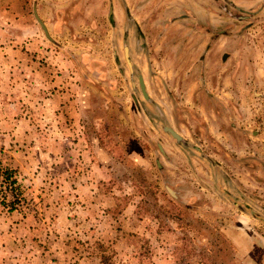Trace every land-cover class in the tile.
<instances>
[{
  "label": "rangeland",
  "instance_id": "1",
  "mask_svg": "<svg viewBox=\"0 0 264 264\" xmlns=\"http://www.w3.org/2000/svg\"><path fill=\"white\" fill-rule=\"evenodd\" d=\"M1 71L0 264H264V0H5Z\"/></svg>",
  "mask_w": 264,
  "mask_h": 264
},
{
  "label": "crops",
  "instance_id": "2",
  "mask_svg": "<svg viewBox=\"0 0 264 264\" xmlns=\"http://www.w3.org/2000/svg\"><path fill=\"white\" fill-rule=\"evenodd\" d=\"M0 65L2 66V74L5 69V0H0ZM0 123L3 125L2 131L0 133V139L5 140V120L2 118ZM0 166L5 168H14L4 160H0ZM18 187H20L19 180H16Z\"/></svg>",
  "mask_w": 264,
  "mask_h": 264
},
{
  "label": "trees",
  "instance_id": "3",
  "mask_svg": "<svg viewBox=\"0 0 264 264\" xmlns=\"http://www.w3.org/2000/svg\"><path fill=\"white\" fill-rule=\"evenodd\" d=\"M14 172H15L14 169H11L8 167L3 168L0 166V178L4 181L9 182L13 191H15L17 189V183H16V179L14 176ZM11 204H12V202H11ZM9 208H11V206Z\"/></svg>",
  "mask_w": 264,
  "mask_h": 264
},
{
  "label": "water",
  "instance_id": "4",
  "mask_svg": "<svg viewBox=\"0 0 264 264\" xmlns=\"http://www.w3.org/2000/svg\"><path fill=\"white\" fill-rule=\"evenodd\" d=\"M34 16H35L36 20L38 21V23L40 24L41 28L43 29L45 35L47 37H49L47 32H46V29H45L43 23L38 19L37 15L35 13H34ZM138 82H139V86H140V89H141L142 93L145 95V92H144V89H143V83H142V80H141V76H138ZM163 129L165 131H167L169 134H171L176 140H180V136L177 135V133H175L171 128L165 126Z\"/></svg>",
  "mask_w": 264,
  "mask_h": 264
},
{
  "label": "built area",
  "instance_id": "5",
  "mask_svg": "<svg viewBox=\"0 0 264 264\" xmlns=\"http://www.w3.org/2000/svg\"><path fill=\"white\" fill-rule=\"evenodd\" d=\"M0 184H1V188L2 189H7V190L11 189V186H10L9 182L4 181L1 178H0Z\"/></svg>",
  "mask_w": 264,
  "mask_h": 264
}]
</instances>
